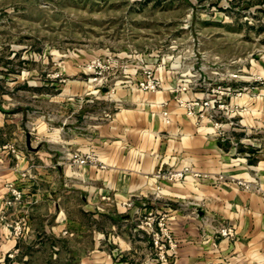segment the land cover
Masks as SVG:
<instances>
[{
    "label": "rangeland",
    "instance_id": "1",
    "mask_svg": "<svg viewBox=\"0 0 264 264\" xmlns=\"http://www.w3.org/2000/svg\"><path fill=\"white\" fill-rule=\"evenodd\" d=\"M149 80L157 82L154 90L145 87ZM189 90L207 95H184ZM160 91H167L169 100L197 125L208 122L221 136L226 129H264V0H0V105L4 118L26 122L28 138L38 136L40 122L59 124L62 119L75 125L92 118L103 126L124 99ZM244 94L256 105L251 112L262 115L251 123L244 119L250 111L247 103L237 102ZM206 99L210 105L193 115L179 102ZM168 103L162 104L167 123ZM57 156L66 167L109 168L92 148L68 146ZM175 169L161 164L153 170L155 192L148 200L132 196L113 202L110 192L101 197L109 204L108 215L124 218L121 233L107 230L98 239L92 223L84 235L74 230L71 242L58 238L60 248H73L74 255L47 259L48 243L24 244L20 259L11 254V260L0 264H194L180 261L182 239L174 214L181 209L198 218L194 204L160 203L158 197L164 185L182 181L170 178ZM195 171L200 176L188 178L262 191L258 180ZM24 173L22 178L29 177ZM16 187L23 197L7 209V220L12 225L20 221L19 236L10 228L11 236L19 238L26 232L27 217L8 216L25 197ZM78 199L73 195L69 202ZM72 215L81 216L77 209ZM229 227L232 239L235 227L227 224L214 228L213 242L228 239L221 231ZM61 234L70 237L68 231ZM126 244L138 251L125 250Z\"/></svg>",
    "mask_w": 264,
    "mask_h": 264
},
{
    "label": "crops",
    "instance_id": "2",
    "mask_svg": "<svg viewBox=\"0 0 264 264\" xmlns=\"http://www.w3.org/2000/svg\"><path fill=\"white\" fill-rule=\"evenodd\" d=\"M184 95L205 98L207 94L189 90ZM170 97L167 91L151 95L137 92L130 100L124 99L120 110L103 126L92 118L75 125L62 119L59 124L40 122L38 136L29 138L26 122L18 117L4 118L0 105V209L7 193L4 185L13 181L23 189L25 197L22 205L10 208L8 216L27 217L26 232L19 238L11 236V229L1 222L0 262L11 260L8 259L11 254L15 260L20 259L23 245L33 243L49 244L47 259L74 255L73 248H60L58 238L71 242L74 230L84 235L92 223L97 225L93 231L98 239L107 230L121 233L124 218L108 215L105 206L109 204L101 197L110 192L113 202L132 196L148 200L156 185L150 174L163 164L176 168L189 166L202 173H228L246 181L258 180L262 190L260 193L243 190L230 183L213 185L193 177L164 185L158 191L160 203L191 202L198 216L189 218L181 209L174 212L182 239L180 261L263 264L264 129L247 128L242 132L226 129L221 136L208 122L197 125ZM241 100L250 109L244 116L246 122L262 116L260 112H251L256 105L246 94L237 102ZM166 101H169L166 107L169 123L162 115V104ZM231 136L238 144H233ZM253 136H258L259 141ZM11 146L14 152L10 151ZM68 146L94 149L109 168L83 170L61 165L57 155ZM21 172L29 177L22 178ZM73 195L79 198L75 204L69 202ZM73 209L79 210V218L72 215ZM203 222L209 225L203 228ZM227 224L234 225V237L213 242L214 228ZM62 231L70 232V237L62 235ZM123 247L138 251L132 244Z\"/></svg>",
    "mask_w": 264,
    "mask_h": 264
},
{
    "label": "built area",
    "instance_id": "3",
    "mask_svg": "<svg viewBox=\"0 0 264 264\" xmlns=\"http://www.w3.org/2000/svg\"><path fill=\"white\" fill-rule=\"evenodd\" d=\"M140 84H142L143 86H145L144 82H141ZM147 88H150L152 90H154L156 88V86L158 85L156 81H147L146 82ZM180 102V105L185 107L187 109V114L189 115H193L195 114L197 111V108H207L210 105V100L206 99V100H193V101H189L187 103L185 102ZM10 151L14 152L15 148L13 146L10 147ZM22 176H25L26 174L24 172L21 173ZM200 176V173L196 172L195 170H193L192 168H189L187 166L182 167V168H178L175 169L173 172L170 173V178L172 180H183L186 179L190 176ZM238 184H241V182L238 181ZM5 188H6V195L3 199L2 202V207H1V211H0V220H2L1 222L9 227L12 228L13 234L15 236H19V233H21L22 231V227L20 224V221L15 222L14 225L10 224V222L7 220V209L11 206H13L16 202H18V200H20L23 197V193L21 192V190L19 188L16 187V184H14L13 182H6L5 183ZM223 236H226L227 238L229 236H232L233 233V229L232 228H227L221 231Z\"/></svg>",
    "mask_w": 264,
    "mask_h": 264
}]
</instances>
